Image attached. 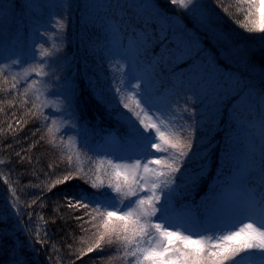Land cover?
I'll use <instances>...</instances> for the list:
<instances>
[{"label":"rangeland","instance_id":"1","mask_svg":"<svg viewBox=\"0 0 264 264\" xmlns=\"http://www.w3.org/2000/svg\"><path fill=\"white\" fill-rule=\"evenodd\" d=\"M31 1L34 0H20V2L26 5L27 12L25 14V19L29 22L40 15L37 10L30 8ZM39 1H46L47 3H49V1L51 3L54 2L63 8L66 12L65 14L68 13V15H64L65 21L63 23L60 22L62 19L58 20L60 24H63V28H60L59 25L55 23V31L53 30L54 28L51 30L46 29L41 35L35 34V31H32L34 34H30L22 43L12 42L15 45L12 47H6L4 44H1L0 62L4 65L2 67L4 69V75L7 77L10 84L14 83L13 77H16L20 81L17 84V88H19L21 96L30 100L32 107L38 112V117L43 124L42 128H45L46 138L48 139L45 143L46 148L53 153L59 164L64 166L66 170H68L67 156L71 155L73 169L79 164L92 179H95L96 176L95 161H107L111 159L114 163L130 162L129 157H135L140 151L138 144L128 143V140H123L121 136L116 135L117 133L114 134L109 141L104 143L103 146H100L102 148L98 150L91 148L90 141L93 134L97 133L95 130L97 127L99 128V132L103 129H108L107 126L99 124L102 123V120H106L110 125L114 126L115 129L123 133L125 131L129 134L131 124L129 121L122 119L121 114L131 117V113L124 109L120 102L122 93H117L116 88H122L123 93H126L129 89L136 91L135 88H132V85L139 83L141 85L142 94L146 92L147 96L151 97L150 103L154 108H158L161 112H164L178 127L184 126L193 133L196 150L200 156L203 155L206 157L205 175L195 185H187L184 181L177 182L179 187H176V191L172 194L173 209L179 214L186 213L185 219L197 227H202L203 223H208L205 227H214L217 223V219L215 217L211 219L208 217V209L219 207L220 214L228 213V207L222 204L219 199L220 191L222 187L225 189L228 188V182L231 181L237 169L234 170V173H231L223 179L225 182L224 184L213 185L217 182L216 178L219 175L215 172L212 173L211 170H213L212 167L215 163L222 162L223 156L221 157L220 154H222V152L225 153L223 149L225 145L220 149L218 148L220 146L216 147L211 145V141L223 132L221 128L225 126L223 119L227 108L226 102L229 99L235 100V102L238 103L234 105L236 106L234 109L240 112L239 114H234V112L229 113L230 119L232 118V120L238 121L242 130L244 129L243 125H246V130L263 129L258 132L261 136L264 133V120H262L259 113L264 107V90H262L263 92H257L253 89V86L247 85L244 87L242 82L239 86V80L236 79V76L231 74V72H234L233 69L231 70L230 66L224 67V64L221 65L217 63L220 62V55H217L204 44L207 30H203L198 24L202 23L206 25L207 23L211 27V24L207 22L209 18L204 11L203 5L198 0H193V4L190 5L188 9H181L178 5L172 4H167L166 7L161 9L155 4V0H127V4L132 5L133 10L137 14L142 12L140 15L144 17L146 15L153 17L155 26L151 31L152 33L148 32L147 35L143 36V34H139L138 36V32H135L134 36L130 35L129 43L126 42V45L123 44L121 40L118 42L113 39L115 40V42H112L113 52L110 51V54H107L105 61L101 60L102 65L100 66H104L103 68L106 71L103 78H107L108 76L111 78L108 82L102 80V85L105 84L108 87L105 88L104 92L107 95L103 99L97 96V93L96 95L94 94L95 112L98 119L87 121L79 117L81 112L78 113V111H75L77 108L76 103L79 99L77 81L78 79H83L87 82L88 77L86 76L87 74L89 76L93 68V61H90L89 56V47H93V42L88 46L84 45L86 50L89 51L85 58L86 63L82 65V62L75 60L71 54L65 60L61 56L58 47H56V36L60 34L68 35L66 38L73 47L75 44L82 42L80 34L78 32L76 33L74 28L70 29V26L74 27L71 24L73 22H71L72 20H70V18L72 10L75 9L73 7H75V5L78 6L77 0ZM1 10L5 11L9 10V8L5 5H1ZM175 11H178V13ZM178 14L185 18L184 25L180 23ZM78 20L79 19L76 21ZM53 22L54 19H51V23ZM8 29L9 26L0 17V41L2 40L1 38L7 36ZM113 29L117 30L116 28ZM16 30L18 29H12V31ZM170 33H172V37ZM217 35L219 34L217 33ZM145 37H147V42L142 43ZM38 38L48 42L46 50H41L40 42H37L40 41ZM36 49L40 53H37L38 55L34 57V59H31ZM45 51L50 52L51 55L41 60V55ZM178 53L185 54L182 58L176 59ZM162 55L165 57L164 59H161ZM25 58L29 60L25 61ZM38 63L43 66L46 75L41 78L35 76L33 72L25 79V71H30ZM107 64H111V66L109 67ZM94 65L95 72H97L100 67L97 65V62L96 64L94 63ZM60 67V70H67L68 67L74 69L72 74L69 73L70 71L68 72L69 74L67 75L70 82L67 81L65 86L60 83L58 84V74L60 72H56V69ZM120 69L122 71H120ZM124 70L125 72L123 74ZM67 75L62 74V77L66 79ZM114 78H117V84H115ZM169 78H174L175 80L177 78L178 83L175 84L174 82V84H172ZM33 79L40 82L34 86V89L29 90L26 95H22L27 85L31 83ZM118 79H121L119 80L120 82ZM168 79L169 84L166 82ZM145 84L148 85L147 89H145ZM97 87L99 89V83ZM173 88L180 90L183 106L188 97L189 102H191V109L193 111L199 109V111L195 112L189 111L187 114L188 122L186 117H182L179 113L176 114L173 108L174 101L172 100H176V96L172 98L175 94ZM36 89H39L38 93ZM88 90L89 93H92V89ZM187 93H190V95ZM37 94L39 95L38 100L36 99ZM225 95L227 100L223 102ZM125 102L127 101L125 100ZM197 105L199 106L196 109ZM243 106L248 109H242ZM132 107L135 106L132 105ZM237 107L241 111H239ZM242 111L244 112L242 113ZM83 115H85L84 112ZM132 122L143 132V128L139 126V122L136 121L134 117L132 118ZM49 128H51V132H49ZM239 128V126L233 123L231 133H233L234 136L238 135ZM184 134L186 135V133ZM234 146L235 144L233 142L229 143L227 150H233ZM214 148L216 149L214 150ZM77 153H79V160H77ZM215 157L216 161L212 166L210 162L211 159ZM197 159L199 160V157ZM247 159L250 161V164L246 161L239 165L241 174L247 177L246 183L241 182L243 185L242 187L241 184L235 185V188L239 190L254 189L257 185L255 183L260 180L258 169L255 167L257 164L255 163L258 162L259 164L261 158L251 160L248 157ZM246 165L247 168L245 169ZM153 167L155 166L153 165ZM196 168V163H192L188 166L189 172H192ZM108 171L111 172V169H108ZM103 172L104 169L102 168L100 173L101 178L107 183L109 177L104 176ZM177 176H179V173H177ZM64 185H70L74 189H81L85 186L88 191H95L91 189L89 185L84 184L83 180L79 178L72 179L67 185ZM102 191L110 192L107 188L102 189ZM263 193L257 190V195L262 196L264 195ZM140 195L144 196L147 195V193L141 192ZM215 198L216 202L210 205ZM131 199L135 200L136 197H132ZM186 199L190 200L187 201ZM163 200L164 196L162 195V203ZM63 203L65 208L70 210V212L83 216V220L80 221L90 228L88 231H92L93 229L97 230L94 233L91 232L89 237H85V239L81 241L83 247H87L86 244L88 243L94 246L99 239L100 233L104 231L102 227H99V221H92L90 216L84 215V213L88 211L87 209L79 207L71 208L64 199ZM125 203H127V201ZM186 204H192V210L203 207V214L205 212V216L197 219V215L194 217L195 215L190 214L192 212L195 213V211L185 208ZM157 207H159V205ZM92 215H95V213ZM159 215H161V213L158 212L157 216ZM155 219L156 217H153V220ZM85 221L88 222L86 223ZM107 241L108 237L106 236L105 239L100 242L99 252L105 251L104 249H106L107 246L108 248L113 247L112 256H110L108 260L111 264H114L115 261L121 264V256L122 261L125 263L126 260L123 256V250L120 245L115 242V237H113L114 242L112 244H109ZM256 255L259 256L261 253H256ZM118 257L119 259H117ZM19 259L21 260L20 263L25 261L30 263V257L26 255H21ZM128 259L130 260L131 258ZM0 264L8 263L6 260L1 259Z\"/></svg>","mask_w":264,"mask_h":264},{"label":"trees","instance_id":"2","mask_svg":"<svg viewBox=\"0 0 264 264\" xmlns=\"http://www.w3.org/2000/svg\"><path fill=\"white\" fill-rule=\"evenodd\" d=\"M198 1L207 13L209 18L207 22L211 24L210 27L207 23L206 25L198 23L203 30H207L204 44L217 55H220V62L217 63L224 64V67L230 66L231 70L233 69L234 72L231 74L239 80V86L242 82L244 87L250 85L257 92H263L264 33L248 32L240 27V23H247L244 20L247 12L238 11V9H246L247 6L239 5L237 0ZM77 3L78 6L73 7L75 9L72 10L70 18L74 27L70 26V29L74 28L76 33L80 34L82 42L73 47L66 38L68 35L60 34L56 36V47L65 60L71 54L75 60L81 61L82 65L86 63L85 58L89 51L84 45L88 46L93 42V47H89V56L90 61H93V68L89 76L88 74L86 76L88 77L87 82L83 79L77 81L79 99L76 103L78 109H75L78 113L81 112L80 116H77L91 121L98 119L95 112L94 94L97 93V96L104 99L107 95L104 93L105 88L108 87L105 84L102 85V80L106 82L111 80L110 76L103 78L106 71L104 66H100L102 65L101 60L105 61L107 54H110V51L113 52L112 42L121 40L126 45V42L129 43L130 35L134 36L135 32H138V36L139 34L147 35L153 30L155 21L149 15L145 17L140 15L142 12L137 14L133 10V6L127 4V0H77ZM155 4L161 9L167 4L170 5L167 0H155ZM1 5H5L9 10L2 11ZM30 8L37 10L40 15L29 22L25 19L27 12L25 3L20 2V0H0V17L9 26L8 34L3 37L4 39L1 38L0 45L12 47L14 45L12 42L22 43L30 34H34L32 31L41 35L46 29H53L58 20L62 19L60 22L63 23L65 16L68 15V13L65 14L66 12L61 6L50 1L49 3L39 0L31 1ZM175 12L178 13V11ZM178 17L180 23L184 25L185 18L180 14ZM51 19H54L53 23H51ZM77 19L79 20L76 21ZM14 28L18 30L12 31ZM53 30L55 31V28ZM171 35L172 33H170ZM38 39L40 40V38ZM37 42H40L41 50L47 49L48 42L46 40ZM37 53L40 52L36 49L31 59H34L38 55ZM27 60L29 59L25 58V61ZM96 62L100 67L97 72L94 69ZM107 65L111 66V64ZM3 66L0 62V68ZM60 69L61 67L56 69V72H60L58 84L65 86L67 81L70 82L67 74H72L74 69L70 67L67 70ZM120 71L122 70L120 69ZM124 72L125 70L123 74ZM62 74L67 75L66 79L62 77ZM116 79L114 78L115 84H117ZM169 79L166 81L168 84ZM170 81L172 84L178 83L177 78L176 80L172 78ZM177 88H173L175 94L172 98L176 96V100H172L174 101L173 108L176 114L179 113L182 117H186L188 122L187 114L189 111H199L197 109L199 105L196 107L197 110L193 111L191 102L187 97L183 106L181 93ZM88 89H92L93 94L89 93ZM187 94L190 95V93ZM226 100L225 95L223 102ZM226 104L227 108L223 119L225 126L221 128L223 132L211 141V145L220 146L218 147L220 149L225 145L223 147L225 153L220 154L221 157L223 156L222 162L212 165L217 156L212 158L210 162L213 166H211L213 168L212 173L218 174L217 177L221 181L234 173L237 165L242 162L247 161L250 164L248 157L251 160H257L264 156V133L261 136L258 133L263 129L251 131L246 130V125H243L244 129L242 130L239 122L229 117L231 112L240 113L234 109L236 107L234 105L238 103L229 99ZM184 108H188L189 111L184 112ZM245 108L242 107V109ZM237 109L239 108L237 107ZM239 111L241 110L239 109ZM259 115L264 120V107ZM233 123L240 127L239 134L235 136L231 133ZM99 124L107 126L108 129H103L101 132H99L98 127L95 129L97 133L93 134L90 141L91 148L95 150L102 148L100 146L103 145L104 139L113 137L116 133L123 140H128V143H136L134 140H130L132 138L128 133L115 129L106 120H102V123ZM42 127L43 124L38 117V112L32 107L30 100L21 96L19 88L13 89L8 79L5 82L4 78H0V260L4 259L8 264H17V262L19 264H111L108 258L112 256L113 247L108 248L107 246L104 249L106 252H99V248H95L89 243L86 244L87 247L81 245L82 239L89 237L91 232L94 233L97 230L88 231L90 228L75 218L79 215L70 212L64 206L65 195L72 194L78 189H74L67 183V186L61 184L52 187L56 179L65 175L67 170L46 148L45 143L48 139L45 128ZM232 142L235 146L233 150L229 151L227 146ZM255 164L258 165V162ZM255 184L258 185L257 190L263 193L264 179L260 178ZM213 185L218 184L216 182ZM82 189L88 191L85 186ZM186 200L189 201L190 199ZM215 202L216 198L210 205ZM192 204H186L185 208L195 211V213L190 214L195 215L194 217L197 215V219L203 218L205 216V212L203 214L204 208L192 210ZM202 225L205 227L208 223ZM90 246H93V251L89 253L87 249ZM21 255L30 257V263L26 261L20 263ZM120 258L121 264H126L122 261L121 256ZM114 264H118L117 261Z\"/></svg>","mask_w":264,"mask_h":264},{"label":"snow or ice","instance_id":"3","mask_svg":"<svg viewBox=\"0 0 264 264\" xmlns=\"http://www.w3.org/2000/svg\"><path fill=\"white\" fill-rule=\"evenodd\" d=\"M167 2L181 9H188L193 4V0ZM237 3L247 6L246 9H238L247 12L244 17L247 23H240V27L248 32L264 33V0H237ZM57 24L63 28L59 21ZM146 42L147 37L142 43ZM184 54L178 53L176 59ZM50 55V52H43L41 60ZM164 58L162 55L161 59ZM33 72L41 78L46 75L43 66L38 63L30 71H25L24 78ZM0 78L7 81L3 68H0ZM13 80L12 88L15 89L20 81L16 77ZM39 82L33 79L22 95L34 89ZM132 88L136 91L129 89L123 93L122 88L117 87L116 92L122 93L120 102L131 113V117L121 114V118L131 124L129 135L140 148L138 154L129 157L128 163H114L111 159L95 161V179L90 178L79 164L73 169L72 156L68 155L66 174L52 184L54 188L79 178L95 190L88 192L81 188L64 197L69 207L87 209L84 215L90 216L92 221L98 220L99 227L104 229L94 247L100 248V242L106 236L107 242L112 244L115 237V242L123 250L126 264H264V196L257 195V185L251 190L236 189L235 185L241 184L242 187L241 182H247V177L241 174L237 165L228 188L222 187L219 196L222 204L228 207V213L220 214L219 207L209 208V218L217 219L214 227H197L189 223L185 219L186 213L179 214L173 209L172 194L179 187L178 181L195 185L203 178L206 157L200 156L196 150L193 133L188 128L178 127L164 112L154 108L150 103L151 97L146 92L142 94L139 83ZM36 99H39L38 94ZM183 111L188 112L189 109L184 108ZM133 117L143 132L132 122ZM192 163H196L197 168L189 172L188 166ZM255 167L259 178L264 179V156ZM102 168L103 175L109 177L107 183L101 178ZM216 179L217 184L225 183L219 177ZM105 188L110 192L102 191ZM141 192L147 195L141 196ZM158 212L161 215L157 216ZM153 217L156 219L153 220ZM75 218L83 220V216ZM87 251L92 252L93 246Z\"/></svg>","mask_w":264,"mask_h":264}]
</instances>
